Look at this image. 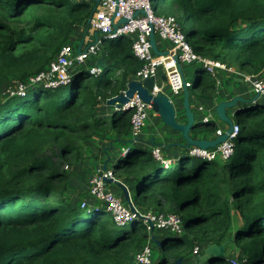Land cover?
Returning <instances> with one entry per match:
<instances>
[{
	"label": "trees",
	"instance_id": "obj_1",
	"mask_svg": "<svg viewBox=\"0 0 264 264\" xmlns=\"http://www.w3.org/2000/svg\"><path fill=\"white\" fill-rule=\"evenodd\" d=\"M152 1L156 13L180 16L183 29L190 25L184 31L199 54L248 73L264 70V0ZM95 4L0 0V264H146L136 256L149 237L146 224L118 225L91 196L86 206L80 198L68 199L70 174L61 167L73 163L99 130L114 132L120 144L131 143V112L108 101L137 79L142 61L133 55L132 39H103L106 66L99 73L83 62L61 85L33 80L64 44L77 48L71 36L86 28ZM16 81L27 88L14 89ZM193 87L208 98L218 92L203 68H197ZM234 118L240 131L228 159L195 160L183 151L165 164L151 148L131 143L125 155L121 145L114 152L113 168L137 195L155 188L159 211L182 217L190 207L183 230L200 226L199 245L231 236L240 251L238 264H264V103L238 108ZM209 127L216 130L217 124ZM177 233L157 237L156 264H179L178 251L194 249L198 241L192 235ZM207 264L234 263L225 255Z\"/></svg>",
	"mask_w": 264,
	"mask_h": 264
},
{
	"label": "built area",
	"instance_id": "obj_2",
	"mask_svg": "<svg viewBox=\"0 0 264 264\" xmlns=\"http://www.w3.org/2000/svg\"><path fill=\"white\" fill-rule=\"evenodd\" d=\"M82 1V0H78ZM96 4L88 18L87 31L98 33L99 37L86 41L81 45L80 50H76L71 44H64L59 50L57 56L50 62L49 66L39 71L33 80L42 83L46 87H53L63 84L70 80V70L76 64L86 62L92 53L98 51L102 46L104 38L116 39L122 36H128L132 39L133 55L142 61V66L137 70V76L141 78L153 77L155 85L152 92L162 90L164 86L169 87L171 94L179 95L184 88H190L193 83L186 76L184 63L199 62L200 67L207 71L215 78L217 83L219 73L222 70L234 72L242 77L244 81L251 85V89L255 93H259L260 98L264 100V74L248 73L233 64L225 62L218 58H212L199 54L193 47V44L186 32L182 28L179 18L176 14H158L156 13L152 0H95ZM138 12L136 13V11ZM122 18H126L122 21ZM154 32L157 42V36L169 41V47L161 48L157 44L158 49L162 53H156L153 50L150 40V33ZM180 66L182 67L180 69ZM90 71L99 73L102 71L100 64L92 66ZM165 75L162 82H158L161 75ZM197 74V69H196ZM24 87H20L22 91ZM115 109L131 112V136L139 140L143 135L147 125L146 120L150 116L152 105L150 102L141 98L135 92L127 102L115 105ZM224 130L217 128V134ZM240 124L235 122L233 131L226 140L218 143L216 146L200 147L193 145L189 150L191 156H201L203 159L212 160L215 158L228 159L236 149L235 138L238 137ZM130 150L129 146L122 149V155ZM153 154L162 159L163 162H173L171 159L164 158L159 147L152 148ZM118 180L114 169L103 167L98 168L97 173L90 181V196L95 199L105 201L104 205L112 212L115 217L122 222L129 220H140L148 229L153 232L155 228H171L177 232H183V219L177 213H162L153 209H140L132 202V206L124 203L119 195L109 186V179ZM132 199L130 198V201ZM82 206H86L85 199ZM193 252H200L199 244H196ZM138 260L143 263H152L151 246L147 242L142 245L136 252ZM234 264H238V259L232 258Z\"/></svg>",
	"mask_w": 264,
	"mask_h": 264
},
{
	"label": "rangeland",
	"instance_id": "obj_3",
	"mask_svg": "<svg viewBox=\"0 0 264 264\" xmlns=\"http://www.w3.org/2000/svg\"><path fill=\"white\" fill-rule=\"evenodd\" d=\"M162 13H164L163 10H162ZM179 19H180V16H179ZM180 21H181V19H180ZM189 28H190V25L188 27H185L184 29L187 30ZM97 37H99L98 33L89 32V31H87V28H84V26L81 25L78 30L74 31L73 35L71 36L70 42H72L74 44L82 43V45H83L86 41H91L92 39H95ZM157 38H159L161 41V48H163L164 45H167V46L169 45V41L164 40L158 36H157ZM106 39H108V38H106ZM103 44H105V42L102 41V46H103ZM102 46L98 49L97 52L92 53L90 55V57L86 60V62H84L81 66L87 67V66L91 65V67H92V66L100 64L101 61H104L105 52H104V49ZM77 48H78V46H77ZM77 48H76V50H77ZM230 64H233L236 67H238L233 62H230ZM200 66L201 65L199 62H195L192 64L184 63V69L186 72V76L192 82H194V80L196 78V69H197V67H200ZM237 76L239 77V75L236 73L232 74V72L222 70L221 73H219V77H218V80L220 81V83H217V81H216L217 91L218 90H224V92H227V93H234L236 91L235 87L243 86V87L247 88V90H248L245 93L244 97L247 100H250L257 93H255L252 89L250 92L251 85L242 79L238 80ZM158 82H161L160 78H158ZM218 84H221V85L218 86ZM13 86H14V89H16V88H20V86H22V84H21V82L16 81V82H14ZM22 87H25L24 89L27 88V86H24V85ZM165 89L169 94H171L169 87H166ZM190 89L193 90L194 87L192 86V87H190ZM193 92H194V94H196L195 91H193ZM171 95H172L173 99H175V100H179V98L181 99V97H182V94H179V95L171 94ZM219 96L221 97L222 95H219ZM258 102L264 103L263 98H259ZM243 104H244V102H242L240 105H243ZM240 105L236 104L235 106L228 107L227 108L228 114L233 117L234 112H235V108L237 106H240ZM112 106L114 107V104H112ZM148 122H149V120L147 119L146 123L148 124ZM96 134L94 136L90 137L89 139H87L80 156L76 160H74L73 163L65 162L64 164L61 165V167L65 170H68L69 174H70L69 175L70 181L69 182L67 181V191L65 193L66 197L68 199L75 200L77 198H80L81 200H84L85 197H88L91 194L90 190H89V185H90L91 179L97 173V169L103 168L104 166H107L108 168L113 169V161H109V158H110V155H115L114 152L116 150L117 151L119 150V146L121 145L119 142L120 138L118 136H115L114 132L111 133L108 131L99 130V132H97ZM140 138H141V136H140ZM234 140H235V142H237V137ZM134 141H136V140H134ZM118 144H120V145H118ZM102 157H105V158H102ZM167 159H169V158H167ZM193 159L203 160V158L201 156H197V155H193ZM100 160H103V161H100ZM168 163H171V162L167 161V163H165V164H168ZM165 169L167 170L168 168H165ZM73 180H74V182L72 183ZM126 184H129V183H126ZM109 186L115 192H116V189L120 190L121 192L123 191L120 184H118L114 181L110 182ZM125 189L127 191V195H129L128 198H131L130 197V191L133 192L134 198L137 201L136 203L138 205H140V203H142L144 206L150 207L154 211L162 212V211H159V209H157L155 207L156 198L154 195L157 194V191L155 190V188L154 189L153 188H145L142 190L140 195H137L133 191V188H131V185H126ZM121 199H122V197H121ZM97 202L99 204L105 203V201L102 199H97ZM128 202H129V200H128ZM167 213H172V212H167ZM191 215H192V212H191L190 207H187L186 209H184L182 212L183 222L185 221L186 218H189V217L191 218ZM131 221L132 220H129L127 222H122L117 218V215L115 217V222L118 225L129 226L132 223ZM183 231L192 235L195 238V241L203 240V239H201L203 231H202V228L200 226L185 228ZM165 235H178V233H177V231L172 230L171 228H161V229L155 228L154 232L150 231V233H149V237L147 238L146 241L151 246L152 264H156L157 261L159 260L160 256H161V251H160L159 244L157 243V240L159 237H162ZM198 243H196V244H198ZM199 246H200V252H201V248L203 247V245H199ZM191 251H193V250H189V252H191Z\"/></svg>",
	"mask_w": 264,
	"mask_h": 264
},
{
	"label": "crops",
	"instance_id": "obj_4",
	"mask_svg": "<svg viewBox=\"0 0 264 264\" xmlns=\"http://www.w3.org/2000/svg\"><path fill=\"white\" fill-rule=\"evenodd\" d=\"M79 44H78V46H79ZM157 44L161 46L160 39H157ZM168 47L169 46L164 45L163 49H166ZM263 73H264V71H263ZM232 74H235V73L232 72ZM160 79L162 82L163 81V74L160 76ZM237 79L241 80L242 77L237 76ZM219 85H221V84H218V86ZM166 87L167 86H164V88L162 90L166 91V89H165ZM235 90L236 91L234 93H227V92H224V90H218V92H217L218 96L216 95L214 97L208 98V97L200 95L198 88L194 87L193 90H191L189 88L190 108L194 112L195 122H194V125L192 126L191 130L188 132V135L193 136L195 138L213 139L217 136V128L225 130V128L227 127V122L223 121L218 116L217 111H216V106H217L219 101L231 99L236 95H240V96H243V98H245L244 95L248 91L247 88H245L243 86L235 87ZM193 91H195L196 94H194ZM250 92H251V88H250ZM181 94H182L181 99L179 98V100H175L176 107H177V120L180 123H185V122H187L186 109L184 108L185 107L184 106V95L185 94H184V92H182ZM219 95H222V96L220 97ZM258 100H259V97H255V95L250 100H247V99L245 101L244 100H238L237 104L240 105L242 102H244V104L237 106L235 108V111L238 108L245 107L249 104L256 103V102H258ZM226 111L228 114V109H226ZM234 114H235V112H234ZM228 116H230V115L228 114ZM230 117L235 121L234 115H233V117L232 116H230ZM148 120H149V122L146 125V128L144 129V133H143V136L141 137L140 143H137L134 141H131V143L139 144L138 146H144L145 148H151V149L154 147H159L161 153L165 157L172 158V159L176 158L177 156H180V154H182L183 151H186V153H189V150L191 149V147L193 145L187 147V145H186L187 141H188L187 137L184 136V134L181 130H179L177 128H173L172 126L165 124L163 122L161 116L159 115V113L156 112L153 108L150 109V116L148 117ZM212 121H214L215 124H217L216 130L215 129L212 130L209 127V123H211ZM131 143H129V144H131ZM129 144H127V143L123 144L122 143L121 146L124 148ZM118 145H120V144H118ZM131 145H133V144H131ZM112 157H113V155H110L109 161H113ZM102 158H105V157H102ZM103 160H100V161H103ZM104 168H105V166H104ZM117 178H118V180L115 182L120 184L123 191L121 192L120 190L116 189V193L122 197V200L124 201L125 204L129 205L128 195H127V191L125 188H126V185H131V188H133L132 184L128 181H125V179L123 177L117 176ZM126 183H129V184H126ZM133 191H136V190L133 188ZM130 197L134 201V194L132 191H130ZM95 200H97V199H95ZM138 206L141 209H150V207L144 206L142 203H140V205H138ZM228 238H230V239L226 242L225 247H224L226 255H228L229 257H232V258H237V255L240 253V251L237 250L235 247H233V245L231 244L232 237L230 236ZM198 242H196V243H198ZM197 255L198 254H194L193 251L189 252V251H186L183 249L179 250L177 262H179L180 264H200L199 261L195 257ZM204 264H207V261H204Z\"/></svg>",
	"mask_w": 264,
	"mask_h": 264
},
{
	"label": "water",
	"instance_id": "obj_5",
	"mask_svg": "<svg viewBox=\"0 0 264 264\" xmlns=\"http://www.w3.org/2000/svg\"><path fill=\"white\" fill-rule=\"evenodd\" d=\"M138 10L136 11V13ZM122 21H125L126 18H122ZM89 24V20H88ZM106 39V38H105ZM150 40L152 43L153 50L156 53H162L157 46L156 37L154 32L152 31L150 33ZM82 43L79 44L78 50H80ZM101 66H106L103 61L100 62ZM182 67L180 66V69ZM163 78H165V75H163ZM155 85V80L153 77H145L142 80L134 79L127 83V86L125 89H122L118 94L112 96L109 99V104H115L120 105L121 103H125L129 100V98L137 92L138 95L143 98L145 101L150 102L152 105V108L159 113L161 116L163 122L169 126H172L173 128H177L181 130L184 134V136L187 137V147L191 145H197L200 147H211L216 146L218 143L224 141L227 139L229 134L233 131L234 123L235 121L228 116L226 109L228 107L235 106L238 102V100H246L243 98V96L236 95L231 99L228 100H221L218 102L216 106V111L218 116L225 122H227V127L225 130L217 134V136L213 139L208 138H195L193 136H189L188 132L191 130L192 126L194 125L195 118H194V112L190 108V100H189V89L184 88V108L186 109V115H187V122L180 123L177 120V107L175 103V99H173L172 95L167 93L163 90H158L157 92H152V89ZM259 94L257 93L255 97H259ZM131 141H134L136 139L131 138ZM106 167V166H105ZM110 181H113L112 178L109 179ZM117 181V180H115ZM114 181V182H115ZM130 202V198H128ZM131 203V202H130ZM153 232V228H152ZM230 238H227L224 242L218 244V243H208L205 246H203V249L200 253H198L196 259L199 261L200 264H204V261L211 262V259L213 257L218 256H225V244ZM157 243L159 244L160 241L157 240ZM179 263V262H178ZM180 264V263H179Z\"/></svg>",
	"mask_w": 264,
	"mask_h": 264
},
{
	"label": "clouds",
	"instance_id": "obj_6",
	"mask_svg": "<svg viewBox=\"0 0 264 264\" xmlns=\"http://www.w3.org/2000/svg\"><path fill=\"white\" fill-rule=\"evenodd\" d=\"M236 144H237V143H236ZM188 154H189V153H188ZM189 155H190V154H189ZM113 169H114V168H113ZM128 196H129V195H128ZM130 202H131V203H130ZM130 202H129V205H130L131 207H133V206H132V202L136 205V207H139V206L133 201V199H132ZM139 208H140V207H139ZM140 209H141V208H140ZM150 209H152V208H150ZM138 220H139V219H138ZM235 259H237V258H235Z\"/></svg>",
	"mask_w": 264,
	"mask_h": 264
},
{
	"label": "bare ground",
	"instance_id": "obj_7",
	"mask_svg": "<svg viewBox=\"0 0 264 264\" xmlns=\"http://www.w3.org/2000/svg\"><path fill=\"white\" fill-rule=\"evenodd\" d=\"M207 72V71H206ZM208 73V72H207ZM137 79L138 80H142L143 78H141V77H139V76H137ZM134 80V79H133Z\"/></svg>",
	"mask_w": 264,
	"mask_h": 264
}]
</instances>
